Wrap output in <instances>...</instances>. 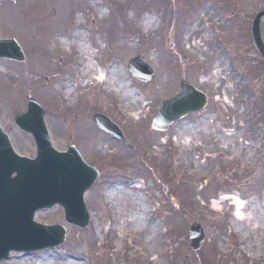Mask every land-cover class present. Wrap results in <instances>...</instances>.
Wrapping results in <instances>:
<instances>
[{
	"label": "rangeland",
	"instance_id": "obj_1",
	"mask_svg": "<svg viewBox=\"0 0 264 264\" xmlns=\"http://www.w3.org/2000/svg\"><path fill=\"white\" fill-rule=\"evenodd\" d=\"M213 10L220 20L215 37L208 33L217 19ZM263 10L264 0H2L0 36H15L27 62L0 60V122L17 150L34 156L32 136L13 123L30 96L46 109L58 150L67 149L71 126L82 118L89 143L84 157L101 177L86 194L89 227L67 225L63 246L12 252L0 264H264V58L252 36ZM148 17L157 22L147 29ZM78 30L107 79L102 85L94 74L83 76ZM261 30L264 40V18ZM136 57L153 69L149 82L130 73ZM183 83L206 94L207 106L155 131L161 102ZM97 113L112 118L128 143L98 128ZM80 129L73 126V133ZM235 196L247 207L243 220L228 198ZM139 199L150 207L141 232L132 222L142 213ZM36 220L64 223V210L40 211ZM195 222L207 233L198 250L189 238ZM156 223L161 232L147 243Z\"/></svg>",
	"mask_w": 264,
	"mask_h": 264
},
{
	"label": "water",
	"instance_id": "obj_2",
	"mask_svg": "<svg viewBox=\"0 0 264 264\" xmlns=\"http://www.w3.org/2000/svg\"><path fill=\"white\" fill-rule=\"evenodd\" d=\"M263 16L264 11L257 15L253 32L264 55L260 34ZM0 58L25 59L15 40H0ZM130 69L143 81L151 80L154 75L150 66L139 59L132 61ZM207 101L205 94L183 84L180 94L162 102L152 125L165 131L184 116L204 109ZM44 116L45 110L31 98L27 112L15 118L21 129L33 134L38 148L35 158L18 155L0 126V261L7 260L11 251L44 250L65 242L66 226L36 222L34 218L39 210L60 204L65 209L68 224L86 228L90 221L84 196L99 177V172L86 164L73 149L61 153L54 148ZM95 121L116 137L124 139L121 130L109 118L96 115ZM189 232L191 247L200 249L206 238L203 226L194 223Z\"/></svg>",
	"mask_w": 264,
	"mask_h": 264
},
{
	"label": "bare ground",
	"instance_id": "obj_3",
	"mask_svg": "<svg viewBox=\"0 0 264 264\" xmlns=\"http://www.w3.org/2000/svg\"><path fill=\"white\" fill-rule=\"evenodd\" d=\"M104 13V11H101ZM157 20L156 18L154 17H148L144 23L145 27L148 29V28H152V26H154L156 24ZM198 25V24H197ZM196 26V24L194 25ZM185 28L187 29V25L185 26ZM83 35V31H80L78 30L76 32V38L79 39L78 40V44L80 46V49L79 51L81 53H83L84 57H82V59L84 60V65L82 66L81 68V71L83 73V76L86 77V76H89L91 74H94L98 80V82L102 85L104 82L107 81V79H105V76L103 74V70L101 68L98 69L97 65L94 63V60L96 59L94 53L90 52L89 50V46L85 45L83 43V41L80 39ZM100 41V40H99ZM63 44H66V41H63ZM197 48V47H196ZM198 49V48H197ZM61 52L65 53V49L62 48ZM156 59V58H155ZM102 67V66H100ZM116 70V69H115ZM222 71L219 70V66L217 65L216 66V72H215V77L218 78L220 75H221ZM88 84L86 83L85 86H87ZM125 86L122 85L121 88H124ZM75 90L73 88H71L68 92H67V98L69 99L70 97H72V95L74 94ZM130 92L129 90H127V93ZM133 94V93H131ZM239 136H242V134H240ZM253 154H251V152L249 153V158L252 157ZM139 187V186H138ZM140 188V187H139ZM142 188V187H141ZM115 193V190L112 189L111 191H108L107 194H108V197H110L112 199L113 195ZM228 198H231V199H234V203L236 204L237 206V217L240 219V220H243V216H242V210L247 208L245 207V204L243 202V200L241 199V197H238V196H235V197H228ZM227 199V198H225ZM136 204V207L138 210L142 211L141 212H136L134 213L133 215V221L134 222V229L135 231L137 232H141L142 230H144V227H142V222H143V216L145 215L143 212H150V207L148 208V206H145L143 204V201L141 199L139 200H136L135 202ZM220 205V201H217L215 200L213 202V206L215 208H218V206ZM145 207V208H143ZM124 224L121 226L120 228V236L122 238V240L124 239L125 235H126V232L124 230ZM153 234L152 235H149V237L146 239V242L147 243H151L152 241V236L154 235H157L159 232H161V226L160 224L156 223L154 226H153ZM122 246V245H121ZM120 247V245H119ZM156 261V259H155Z\"/></svg>",
	"mask_w": 264,
	"mask_h": 264
},
{
	"label": "flooded vegetation",
	"instance_id": "obj_4",
	"mask_svg": "<svg viewBox=\"0 0 264 264\" xmlns=\"http://www.w3.org/2000/svg\"><path fill=\"white\" fill-rule=\"evenodd\" d=\"M74 1V0H73ZM14 2H16V1H14ZM69 3H70V0L68 1ZM15 12L20 16H22V14L24 13L23 11L22 12H20V10H19V12L21 13H19L17 10H15ZM8 19H10V18H7V21H8ZM21 22H23V19L21 18ZM6 37H8V36H6ZM57 115H59V113H57ZM72 121V120H71ZM93 121H94V119H93ZM85 122V120H82V118H77L75 121H74V124L71 126V132H72V135H71V139L73 140H70V142H69V146L67 147V149H65V150H61L62 152H64V151H67L70 147H72V146H74L75 148H77L81 153H82V155H84L85 154V148H87V146H88V140H87V138H86V136L83 134V133H85L86 131H87V128L86 127H82V125H83V123ZM94 123H95V121H94ZM96 124V123H95ZM97 125V124H96ZM73 126L74 127H78V128H81L80 129V131H76V132H74L73 133ZM98 126V125H97ZM5 128V130L6 131H9L6 127H4ZM98 128H100L99 126H98ZM10 130L11 131H13V128H10ZM108 134V133H107ZM109 136H111L113 139H115V140H118V141H121L120 139H118V138H116V137H114L113 135H111V134H108ZM122 142V141H121Z\"/></svg>",
	"mask_w": 264,
	"mask_h": 264
}]
</instances>
